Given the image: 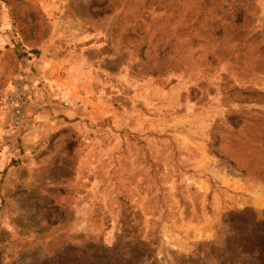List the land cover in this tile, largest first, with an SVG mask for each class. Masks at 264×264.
<instances>
[{
	"label": "rangeland",
	"instance_id": "rangeland-1",
	"mask_svg": "<svg viewBox=\"0 0 264 264\" xmlns=\"http://www.w3.org/2000/svg\"><path fill=\"white\" fill-rule=\"evenodd\" d=\"M22 84L0 264H257L264 0H0V98Z\"/></svg>",
	"mask_w": 264,
	"mask_h": 264
},
{
	"label": "built area",
	"instance_id": "built-area-1",
	"mask_svg": "<svg viewBox=\"0 0 264 264\" xmlns=\"http://www.w3.org/2000/svg\"><path fill=\"white\" fill-rule=\"evenodd\" d=\"M33 104V95L26 85H19L11 93L0 98V113L7 128L20 132L28 127L29 108ZM64 107L68 102L63 103Z\"/></svg>",
	"mask_w": 264,
	"mask_h": 264
},
{
	"label": "trees",
	"instance_id": "trees-1",
	"mask_svg": "<svg viewBox=\"0 0 264 264\" xmlns=\"http://www.w3.org/2000/svg\"><path fill=\"white\" fill-rule=\"evenodd\" d=\"M258 225H261L262 228L261 229H257L256 227ZM263 228H264V222H262V223H254L252 225V227L248 228V232L244 233L242 235V237H239V238H235L234 237V239L238 240V243L237 244L235 243V245H236L235 247L236 248L234 247V249L237 250V249H242L243 248L244 251H247L246 253L248 255H250V254L255 255L253 252H249L250 246L252 245L251 243L253 242V240H256L257 242L262 243V240L264 239V230H262ZM253 232L254 233H261L262 235H261V237L259 236L258 239L257 238L254 239L252 237V235H254ZM253 250H254V248H253ZM261 250H264V246L261 248ZM253 258H255V261H257V264H264V253L263 252H262L261 258H257L255 256H253Z\"/></svg>",
	"mask_w": 264,
	"mask_h": 264
}]
</instances>
